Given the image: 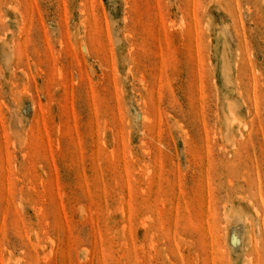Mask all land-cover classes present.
<instances>
[{
  "label": "rangeland",
  "instance_id": "obj_1",
  "mask_svg": "<svg viewBox=\"0 0 264 264\" xmlns=\"http://www.w3.org/2000/svg\"><path fill=\"white\" fill-rule=\"evenodd\" d=\"M0 264H264V0H0Z\"/></svg>",
  "mask_w": 264,
  "mask_h": 264
},
{
  "label": "bare ground",
  "instance_id": "obj_2",
  "mask_svg": "<svg viewBox=\"0 0 264 264\" xmlns=\"http://www.w3.org/2000/svg\"><path fill=\"white\" fill-rule=\"evenodd\" d=\"M232 122H234V120H233ZM232 124H233V123H232Z\"/></svg>",
  "mask_w": 264,
  "mask_h": 264
}]
</instances>
